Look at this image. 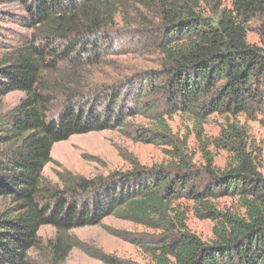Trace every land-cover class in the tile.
I'll return each instance as SVG.
<instances>
[{
    "label": "trees",
    "instance_id": "1",
    "mask_svg": "<svg viewBox=\"0 0 264 264\" xmlns=\"http://www.w3.org/2000/svg\"><path fill=\"white\" fill-rule=\"evenodd\" d=\"M19 1L35 33L0 67V95L24 93L0 114V264H27L28 252L42 248L45 264H61L73 247L116 262L69 234L109 215L152 230L136 241L155 264H264L262 148L238 118L255 120L264 106V0H133L146 14L129 20L123 0ZM118 14L139 27L126 52L156 53L159 65L121 71L101 90L84 86L80 60L100 58L105 44L110 49ZM252 21L259 44L247 41ZM60 62L68 63L62 72ZM54 71L61 74L51 82L44 74ZM56 96L63 110L49 117ZM174 114L188 123L181 135L169 125ZM212 114L223 120L209 136L204 125ZM136 116L146 125L131 123ZM115 128L164 146L170 161L93 177L63 169L56 182L42 175L54 143ZM191 134L202 163L194 160ZM221 150L228 156L217 166ZM189 209L212 221L211 239L188 227ZM42 225L56 229L45 246Z\"/></svg>",
    "mask_w": 264,
    "mask_h": 264
},
{
    "label": "rangeland",
    "instance_id": "2",
    "mask_svg": "<svg viewBox=\"0 0 264 264\" xmlns=\"http://www.w3.org/2000/svg\"><path fill=\"white\" fill-rule=\"evenodd\" d=\"M224 4L229 6V0H223ZM128 5L124 7V17L129 20L135 17L140 11L146 14V11L139 5H134L133 0H123ZM121 14L115 17V26L112 30V45L108 49L105 44L103 47L104 55L100 58H92L90 61L80 60L79 72L86 79L84 86L90 85L101 90L109 85L112 80L117 79L126 72L127 69L137 67L139 69L156 68L159 65L158 55L156 53L139 54L127 53L131 39L136 34L138 26L125 23ZM30 14L26 11L19 0H0V67L3 66L4 58L7 53H11L18 46L32 39L35 30L30 25ZM247 41L259 44V35L256 29V22L252 21L248 25ZM68 66L66 62H60L61 72ZM61 72L54 71L49 75L50 81L58 79ZM1 80L3 78L0 77ZM111 81V82H110ZM82 83V84H83ZM264 87V86H263ZM24 93L19 90L11 91L0 95V114L12 109ZM56 96L50 104L48 110L49 117H57L63 110V101ZM239 120L246 122L249 133L262 148L261 171L264 172V126L260 119H264V106L261 112L257 114L255 120H247L244 115H240ZM222 117L212 114L204 125V131L209 136H214L219 132L222 124ZM133 124L146 125V120L141 116L130 119ZM174 133L183 134L184 126L188 124L183 116L174 114L168 121ZM188 143L194 150V160L196 163H202L200 151L196 145L194 135L191 134ZM164 146L154 143L139 141L126 136L119 129H104L100 131H91L88 133L74 134L66 140L53 144L51 149V161L47 163L42 175L52 182L57 181L56 172L63 169L69 170L75 174L85 177H93L99 174L106 175L114 170L128 169L132 163L137 162L145 166L154 164H167L170 161L169 154L163 148ZM212 149V147H210ZM226 151L216 152L214 163L217 166H223L227 160ZM229 202L228 199H222L220 203ZM186 204L190 205L189 202ZM188 227L200 235L203 239L212 238V221L204 218H197L193 215L191 209L187 212ZM124 233L127 239L120 237ZM145 232H152L142 224L133 223L129 220L117 218L114 215L106 216L101 223L94 225H85L73 228L69 234L77 237L83 242L90 251H97L105 256H112L117 259L116 262L100 260L87 254L83 249L73 247L68 256L61 264H155L146 253L143 246L136 240ZM43 246L49 239L54 238L56 229L50 225H42L38 230ZM29 262L27 264H45L46 249L30 250Z\"/></svg>",
    "mask_w": 264,
    "mask_h": 264
}]
</instances>
